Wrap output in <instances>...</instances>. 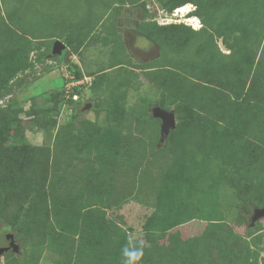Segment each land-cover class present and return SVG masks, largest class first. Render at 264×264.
Returning a JSON list of instances; mask_svg holds the SVG:
<instances>
[{"label": "rangeland", "instance_id": "374dc122", "mask_svg": "<svg viewBox=\"0 0 264 264\" xmlns=\"http://www.w3.org/2000/svg\"><path fill=\"white\" fill-rule=\"evenodd\" d=\"M165 1L0 0V110L29 149L0 145L22 160L0 157L19 245L0 264H124L126 246L139 264L263 263L264 171L229 166L244 144L264 154V0ZM168 26L185 45L149 37ZM154 106L175 115L163 144Z\"/></svg>", "mask_w": 264, "mask_h": 264}, {"label": "trees", "instance_id": "16d2710c", "mask_svg": "<svg viewBox=\"0 0 264 264\" xmlns=\"http://www.w3.org/2000/svg\"><path fill=\"white\" fill-rule=\"evenodd\" d=\"M191 1L192 2H198V1L199 2H205V1L212 2V0H167L163 4L167 6L169 10L177 9L180 7L178 10L181 11L180 10L182 9L181 6ZM171 29L172 27L170 26L160 28L159 30H161V32L159 34H155V35L150 34L149 37L154 39L153 41L159 40V43L163 44L164 46H167V47L171 46L174 49H179L180 47L185 45L186 39H184L183 36H181L182 33L175 34L171 31ZM64 42L67 43L66 39ZM247 63H248V59H247ZM11 64L12 63L10 62V60H5L0 63V89L4 87V85L7 83V80L10 78L9 69L11 68L10 66ZM78 89H79L78 87L74 88L73 91L69 93L67 96H69V98L72 99V96L75 94L74 91ZM0 113L3 116L2 118H0V145L1 146L7 145V142L10 139L14 143L16 139L17 140L16 143L12 145L11 147H9L11 151L10 156L17 152H20L22 155V158H24V156L27 155V153L29 152L28 151L29 149L25 148L23 145L24 135L20 131L21 128H20V125L18 124L19 123L18 120L14 121L16 122V125L14 127L8 128L7 122H5V120L7 119L5 110L3 109L0 110ZM18 113L19 112H15L14 114L8 115V116L11 119H13V115H15L17 119ZM149 117L151 118V115L145 114V119H149ZM1 128L4 130H1ZM261 152H262V148L254 143L244 144L241 147L240 151L237 152L236 154V157L238 159L236 165H234V160H232L229 167L232 169H236L239 166H242L244 170H247V171L252 170L254 171V174H258L260 176L263 173L262 171H264V154H262ZM5 155L6 153H2V152L0 153V157L2 156L6 159L5 164L10 170L16 171L21 167L22 160L14 161L10 159V156H5ZM223 159L225 158L220 156L218 158L219 163ZM8 234H13L9 226L0 227V240H3L5 236H8ZM13 239H14V234H13ZM8 252H12V251L9 249ZM4 254H6V252ZM237 259L238 258H235L233 253L230 254L228 258V261H229L228 264H236ZM262 264H264V259H263Z\"/></svg>", "mask_w": 264, "mask_h": 264}, {"label": "water", "instance_id": "95a60500", "mask_svg": "<svg viewBox=\"0 0 264 264\" xmlns=\"http://www.w3.org/2000/svg\"><path fill=\"white\" fill-rule=\"evenodd\" d=\"M61 49H63V44L59 41H56L53 45L52 51L55 54H60ZM139 52V51H138ZM87 109L90 107L87 106ZM151 116L155 119L160 120V144H163L165 140L167 139L169 133L171 130L175 128L176 121H175V115L172 112L165 111L157 106H154L151 109ZM264 217V207L263 208H256L253 210V213L250 217V224L252 225L253 222H255L258 219H261ZM7 239H10V242H7ZM19 245L14 242L13 234H8V236H5L3 240H0V256L7 252L9 249L17 253Z\"/></svg>", "mask_w": 264, "mask_h": 264}, {"label": "clouds", "instance_id": "9594fccd", "mask_svg": "<svg viewBox=\"0 0 264 264\" xmlns=\"http://www.w3.org/2000/svg\"><path fill=\"white\" fill-rule=\"evenodd\" d=\"M123 255L125 257L124 264H139V262L142 260L144 252L143 248H135V247H125L123 250Z\"/></svg>", "mask_w": 264, "mask_h": 264}, {"label": "built area", "instance_id": "2783aa9c", "mask_svg": "<svg viewBox=\"0 0 264 264\" xmlns=\"http://www.w3.org/2000/svg\"><path fill=\"white\" fill-rule=\"evenodd\" d=\"M65 79H67V78H65ZM69 79H73V77L71 76H69ZM84 79V82L85 83H90V81H91V78H83ZM81 83H83V82H79V81H73V82H71V83H67L66 84V86H65V88H66V90H65V94H69V93H71L72 91H69L71 88H79L80 87V84ZM69 85H71L70 87H69ZM69 87V88H68ZM69 91V92H68ZM72 99H77V95L76 94H74L73 96H72Z\"/></svg>", "mask_w": 264, "mask_h": 264}, {"label": "flooded vegetation", "instance_id": "af4514ba", "mask_svg": "<svg viewBox=\"0 0 264 264\" xmlns=\"http://www.w3.org/2000/svg\"><path fill=\"white\" fill-rule=\"evenodd\" d=\"M7 242L9 243L10 242V239H7ZM16 244H18L17 242H15Z\"/></svg>", "mask_w": 264, "mask_h": 264}]
</instances>
